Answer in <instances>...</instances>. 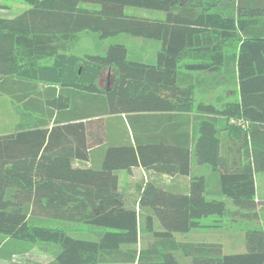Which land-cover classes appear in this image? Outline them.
Here are the masks:
<instances>
[{
    "label": "trees",
    "instance_id": "16d2710c",
    "mask_svg": "<svg viewBox=\"0 0 264 264\" xmlns=\"http://www.w3.org/2000/svg\"><path fill=\"white\" fill-rule=\"evenodd\" d=\"M25 1L0 12V236L59 245L51 264H182L180 254L191 264H264V229H247L240 252L176 236L226 217L257 220L264 207V0ZM83 33L161 47L155 62L124 42L80 54L72 41ZM223 69L235 71L234 97L197 101V75ZM194 160L217 174V191ZM136 170L189 186L143 174L132 200L120 173ZM62 223L98 232L76 237Z\"/></svg>",
    "mask_w": 264,
    "mask_h": 264
},
{
    "label": "rangeland",
    "instance_id": "374dc122",
    "mask_svg": "<svg viewBox=\"0 0 264 264\" xmlns=\"http://www.w3.org/2000/svg\"><path fill=\"white\" fill-rule=\"evenodd\" d=\"M0 3L9 5L8 9H0L2 13H10L26 7L25 0H0ZM141 10V9H140ZM142 13H150L149 10H141ZM151 14V13H150ZM0 15H2L0 13ZM114 42H124L130 50V54L136 59L148 62H155L157 51L161 47V42L145 37H138L126 33L111 37L101 41L97 35L83 33L76 36L72 41V49L80 54L90 51L93 53H105L106 47ZM112 74L110 68H105L100 76V84L105 85L107 79ZM198 74V73H197ZM198 80H203L204 88L196 90V100L207 99L208 96H216L212 93L211 82H217L218 92L227 91L233 93L237 88V78L233 70H221L217 73H200L197 75ZM216 91V89H214ZM11 108L6 102L1 114V120H8L11 114ZM258 191L264 195V172L256 175ZM227 205L231 210L235 209L233 203L228 200ZM218 217L210 216L205 218V223H211ZM222 227L208 229L210 231L192 230L186 234H179L184 241H215L223 243L225 249L230 252H240L246 250L245 231L250 228L264 229V210L259 209V218L257 220H248L246 218L226 217L222 220ZM68 227V231L76 237H94L98 229L87 226L83 223H62ZM3 245L0 249V264H51L60 251V247L53 243H25L16 241L4 236H0ZM147 244V236L143 233L138 247ZM182 264H191L190 259L183 254L179 255Z\"/></svg>",
    "mask_w": 264,
    "mask_h": 264
},
{
    "label": "crops",
    "instance_id": "0c3cea01",
    "mask_svg": "<svg viewBox=\"0 0 264 264\" xmlns=\"http://www.w3.org/2000/svg\"><path fill=\"white\" fill-rule=\"evenodd\" d=\"M217 82H211L209 85V88L212 87V93L214 92L216 96H208L207 100L210 101H215L218 97L222 96L224 97L226 100L232 99L234 97V92L231 93L229 91H227L226 93L224 92H218L217 90ZM214 89H216V91H214ZM194 171L196 173H201L207 176L208 178V191L210 192H215L219 189V177L217 176L216 173H214V171L212 170L211 166L207 165V164H203V165H198L196 163V161L194 160ZM143 174L145 176H151L153 178H157L159 179L162 183L173 187L176 190H187L188 186H189V179L188 177L185 176H171V175H166V174H158L155 171H149L148 173L146 172H142L140 170H136L133 173H128L126 171H122L120 173V184L121 186L125 189V194L127 198H130L132 200H136L138 199L139 196V184H141V177L143 176ZM257 191H258V185H257ZM258 196L259 197H264L263 194H260L258 191ZM264 207H261L260 209H262ZM143 227V224H142ZM208 229H216V228H212V227H202V228H198L195 230L198 231H210ZM177 239L181 240V236H179V234L176 235ZM197 242H201V241H197ZM204 242H215V241H204ZM223 244V243H222ZM225 248V247H224ZM227 251V250H226ZM230 252V251H227Z\"/></svg>",
    "mask_w": 264,
    "mask_h": 264
}]
</instances>
